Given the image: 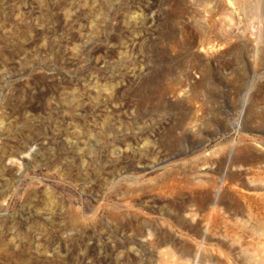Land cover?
I'll list each match as a JSON object with an SVG mask.
<instances>
[{
	"label": "rangeland",
	"instance_id": "rangeland-1",
	"mask_svg": "<svg viewBox=\"0 0 264 264\" xmlns=\"http://www.w3.org/2000/svg\"><path fill=\"white\" fill-rule=\"evenodd\" d=\"M0 264H264V0H0Z\"/></svg>",
	"mask_w": 264,
	"mask_h": 264
}]
</instances>
